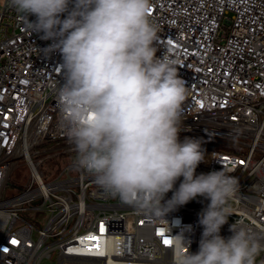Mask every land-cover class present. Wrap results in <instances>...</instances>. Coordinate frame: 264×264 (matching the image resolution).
Returning <instances> with one entry per match:
<instances>
[{
	"label": "built area",
	"instance_id": "obj_1",
	"mask_svg": "<svg viewBox=\"0 0 264 264\" xmlns=\"http://www.w3.org/2000/svg\"><path fill=\"white\" fill-rule=\"evenodd\" d=\"M151 4L156 55L177 61L188 89L180 139H200L205 150L196 174L224 170L238 180L220 235L230 237L236 224L264 244V0ZM26 25L0 0V264H172L181 233L197 253L210 200L198 196L157 217L75 166L58 102L62 57L46 54L52 41Z\"/></svg>",
	"mask_w": 264,
	"mask_h": 264
},
{
	"label": "clouds",
	"instance_id": "obj_2",
	"mask_svg": "<svg viewBox=\"0 0 264 264\" xmlns=\"http://www.w3.org/2000/svg\"><path fill=\"white\" fill-rule=\"evenodd\" d=\"M5 2L28 30L52 41L46 54L62 57L58 102L75 145V166L112 196L157 217L198 196L210 200L199 217L198 252L189 251L183 233L174 236L172 264H257L264 244L249 229L233 224L230 237L220 235L237 178L224 170L197 175L205 160L202 141L180 139L188 89L177 61L166 52L156 55L151 0Z\"/></svg>",
	"mask_w": 264,
	"mask_h": 264
},
{
	"label": "rangeland",
	"instance_id": "obj_3",
	"mask_svg": "<svg viewBox=\"0 0 264 264\" xmlns=\"http://www.w3.org/2000/svg\"><path fill=\"white\" fill-rule=\"evenodd\" d=\"M12 189H13V186H12V185H8V187H7L6 190H5V194H6V195H7V194H10L11 191H12ZM45 219H46V213H44V212L39 213V220H40L41 222H44ZM259 257H260V256L257 257V260L259 259Z\"/></svg>",
	"mask_w": 264,
	"mask_h": 264
},
{
	"label": "snow or ice",
	"instance_id": "obj_4",
	"mask_svg": "<svg viewBox=\"0 0 264 264\" xmlns=\"http://www.w3.org/2000/svg\"><path fill=\"white\" fill-rule=\"evenodd\" d=\"M13 243H16V241H13ZM164 243L165 244H171V241L166 239V240H164Z\"/></svg>",
	"mask_w": 264,
	"mask_h": 264
}]
</instances>
